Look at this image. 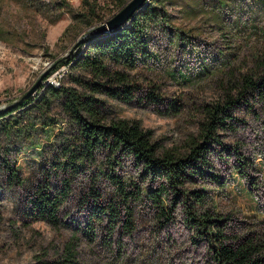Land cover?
<instances>
[{"label":"rangeland","instance_id":"rangeland-1","mask_svg":"<svg viewBox=\"0 0 264 264\" xmlns=\"http://www.w3.org/2000/svg\"><path fill=\"white\" fill-rule=\"evenodd\" d=\"M88 2L95 4L104 22L119 12L114 0H0V108L18 100L42 77L41 84L60 80L73 85L62 60L82 44L87 32L104 23L99 19L88 25L87 16L75 18L88 13ZM232 3L241 10L227 6ZM165 9L174 32H155L156 58L129 71L130 83L141 88L138 98L132 103L109 99L110 118L138 122L150 130L160 153L181 154L198 134L209 105L245 76L264 74V0H176L165 3ZM151 91L164 100L146 99ZM173 99L180 100L181 109L168 113ZM52 113L60 117L57 129L67 126L59 107ZM239 117L246 123L224 139L241 143L255 159L252 173L259 185L251 193L250 183L233 173L225 189L209 186L208 206L228 219L232 237L256 240L264 235V106L257 105L254 113L241 111ZM19 162L25 176L34 172L24 155ZM217 163L223 175L231 176V161ZM117 171L126 180L138 181L129 159ZM101 188L106 202L116 198L113 184L103 181ZM88 189V180L79 178L62 226L25 219L20 211L22 192L13 190L4 202L0 224V264H41L59 258L70 243H76V264H212L207 243L197 240L181 210L172 213L171 220L160 219L148 202L134 204L132 235H113L118 245L113 247L121 245L125 251L122 258L81 231L75 239L77 226L84 227L90 218L88 206L79 203Z\"/></svg>","mask_w":264,"mask_h":264},{"label":"trees","instance_id":"trees-1","mask_svg":"<svg viewBox=\"0 0 264 264\" xmlns=\"http://www.w3.org/2000/svg\"><path fill=\"white\" fill-rule=\"evenodd\" d=\"M175 1L148 0L122 26L85 36L62 60L73 85L45 82L33 95L23 98V94L0 108V224L5 219L7 196L21 190L20 211L25 219L62 226L77 181L85 177L89 189L79 203L88 206L90 218L84 227L77 226L75 239L81 231L85 238L98 240L122 258L125 251L121 245L115 248L113 235H132L134 204L148 202L160 219L171 220L181 210L197 240L207 243L212 264H264V235L256 240L232 237L228 219L208 206L209 186L225 189L233 173L250 183L251 193L259 185L252 173L255 159L244 152L241 143L226 141L224 136L238 133L246 123L239 117L241 111L254 113L257 105L264 106V74L245 76L220 101L209 105L198 134L181 154L160 153L150 130L138 122L110 118L109 99L132 103L138 98L141 88L130 83L129 71L156 58V31L174 32L165 3ZM114 4L121 11L127 1L114 0ZM234 5L227 4L241 10ZM81 16H87L88 25L99 19L104 22L92 2H88L86 15L75 18ZM144 97L164 100L155 91ZM167 106L168 113H177L182 104L173 99ZM56 107L65 115L66 127L57 129L60 117L52 113ZM23 155L34 169L28 176L19 162ZM124 159L135 164L138 181L126 180L117 171ZM218 160L231 161V176L223 175ZM103 181L115 187L116 198L110 202L102 192ZM75 250L76 243H70L59 258L40 262L76 264Z\"/></svg>","mask_w":264,"mask_h":264},{"label":"water","instance_id":"water-1","mask_svg":"<svg viewBox=\"0 0 264 264\" xmlns=\"http://www.w3.org/2000/svg\"><path fill=\"white\" fill-rule=\"evenodd\" d=\"M148 0H131L121 11H119L116 15H114L111 19L107 20L106 22L93 27L89 32L86 33L85 36H88L93 33H104L107 31H112L120 26H122L124 23H126L132 14H134L137 9L142 6L144 3H146ZM79 45V44H78ZM77 45V47H78ZM43 77L41 80L35 84L30 91L26 93V95L23 98L29 97L35 93V91L38 89L42 82ZM22 98V99H23ZM21 99V100H22ZM17 101V100H16Z\"/></svg>","mask_w":264,"mask_h":264},{"label":"built area","instance_id":"built-area-1","mask_svg":"<svg viewBox=\"0 0 264 264\" xmlns=\"http://www.w3.org/2000/svg\"><path fill=\"white\" fill-rule=\"evenodd\" d=\"M60 76H62V75H60ZM49 83H54V84L58 85V84H60V80L50 81Z\"/></svg>","mask_w":264,"mask_h":264}]
</instances>
